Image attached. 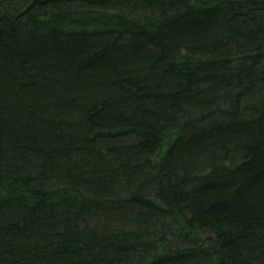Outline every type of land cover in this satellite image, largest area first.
I'll return each mask as SVG.
<instances>
[{
  "label": "trees",
  "instance_id": "1",
  "mask_svg": "<svg viewBox=\"0 0 264 264\" xmlns=\"http://www.w3.org/2000/svg\"><path fill=\"white\" fill-rule=\"evenodd\" d=\"M0 264H264V0H0Z\"/></svg>",
  "mask_w": 264,
  "mask_h": 264
}]
</instances>
